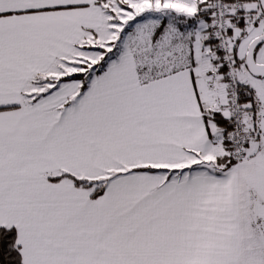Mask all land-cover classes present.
<instances>
[{"label": "snow or ice", "instance_id": "6c2138e0", "mask_svg": "<svg viewBox=\"0 0 264 264\" xmlns=\"http://www.w3.org/2000/svg\"><path fill=\"white\" fill-rule=\"evenodd\" d=\"M0 264H264V0H0Z\"/></svg>", "mask_w": 264, "mask_h": 264}]
</instances>
